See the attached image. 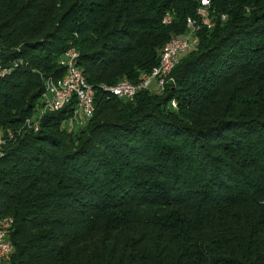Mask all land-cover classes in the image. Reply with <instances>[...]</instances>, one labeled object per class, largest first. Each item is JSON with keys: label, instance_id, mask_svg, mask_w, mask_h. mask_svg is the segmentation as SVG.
<instances>
[{"label": "trees", "instance_id": "1", "mask_svg": "<svg viewBox=\"0 0 264 264\" xmlns=\"http://www.w3.org/2000/svg\"><path fill=\"white\" fill-rule=\"evenodd\" d=\"M202 1L0 0L12 264H264V0H207L211 28ZM192 21L163 90H106L138 85ZM72 48L94 115L72 101L35 131Z\"/></svg>", "mask_w": 264, "mask_h": 264}, {"label": "built area", "instance_id": "2", "mask_svg": "<svg viewBox=\"0 0 264 264\" xmlns=\"http://www.w3.org/2000/svg\"><path fill=\"white\" fill-rule=\"evenodd\" d=\"M206 4H209V1L206 0ZM199 16L206 17L207 20L210 19V14ZM170 20H172L171 17H166L164 23H168ZM190 29L193 30L190 33L192 38L190 37L185 40L175 41L174 46L170 50L166 53H162L160 64L144 77V79L147 80V87L135 88V86H130L128 82L123 81L106 90L118 98L129 100H133L138 92L148 90L153 84L163 90L166 86L163 85V76L171 77L174 68L179 63V61H175V54L180 53L182 49L185 48L186 44L196 43V39H194L193 36L195 28ZM75 56L74 52H65V55L61 58L65 60L64 76L60 79L55 78V84H48V80H46L45 92L42 98V108H50L52 113H56L64 109L72 101H76L78 111L84 118L89 119L94 114L87 107L88 86L86 85V81H81L78 72L73 68V60ZM11 66L12 65H10V67ZM170 81H172L171 78ZM42 108L40 115L38 117H33L31 121L28 122V124H34L36 131H39L40 129V122L43 117ZM2 140L3 137H0V152H3L5 149L2 148ZM13 224L14 220L12 218L4 219L0 224V262H6V264H12L14 246L11 241V233Z\"/></svg>", "mask_w": 264, "mask_h": 264}, {"label": "bare ground", "instance_id": "3", "mask_svg": "<svg viewBox=\"0 0 264 264\" xmlns=\"http://www.w3.org/2000/svg\"><path fill=\"white\" fill-rule=\"evenodd\" d=\"M208 7H209V4H206V0L205 1H202V8L199 11V15L210 14L209 13V10H208L209 9ZM201 19H202V22L204 23V25H207V26H209L211 28V24L212 23H211V20L210 19L207 20L206 17H201ZM171 22H172V20H170V22L165 23V24H169L170 25ZM195 24L196 23H194L193 21L190 22L189 28H195ZM185 39L186 38H183V39H174V40L170 41L165 46V48L163 50V53H166L168 50H170L174 46L175 41L185 40ZM192 46H194V44H186L185 48H183L180 53L175 54V61H179L180 56L183 55L184 53H186L187 51H189ZM0 49H1V47H0ZM67 52H74L75 53L76 56L74 57V60H73V68H74V70H76L78 72V75L80 76L81 81H86L85 76L83 75V73L81 72L80 68L78 67V60H79V54H78V52L75 49H73V48L72 49H69ZM10 65H11V63L10 64L9 63H6L2 59H0V79L6 78L7 76H9L13 72V66L10 67ZM61 65H62V67H65V60L64 59H62ZM146 75L147 74L143 75L142 81L138 85H133L129 81H126V82H128V84L130 86H135V88H144V87H147V80L144 79V77ZM169 79H170V76H163V85H166L167 82L169 81ZM48 84H55V80L54 79H51V78L48 79ZM86 85L88 86L87 107L94 114V111H95V107H94L95 91H94L93 87L90 86L87 83V81H86ZM172 105H173L174 108L176 107V104L175 103H173ZM45 113H51L52 114V110L50 108H42V115H44ZM30 121L31 120H28L27 121V125L30 128L35 129L34 124H28V122H30ZM35 131H36V129H35ZM0 137H3V134H2L1 131H0ZM6 145H7V140L3 137V140H2V148H4ZM2 156H3V152H0V158ZM0 264H6V262H0Z\"/></svg>", "mask_w": 264, "mask_h": 264}, {"label": "rangeland", "instance_id": "4", "mask_svg": "<svg viewBox=\"0 0 264 264\" xmlns=\"http://www.w3.org/2000/svg\"><path fill=\"white\" fill-rule=\"evenodd\" d=\"M189 35V36H188ZM189 37H191L192 38V36H190V33H187L186 34V36H185V38H189ZM181 38H184V37H181ZM170 42V41H169ZM145 75V74H144ZM172 105V104H171ZM177 106V105H176ZM172 107H173V105H172ZM174 108V107H173Z\"/></svg>", "mask_w": 264, "mask_h": 264}]
</instances>
